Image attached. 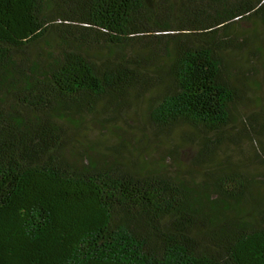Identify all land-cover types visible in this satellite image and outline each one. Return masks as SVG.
<instances>
[{"label": "trees", "instance_id": "obj_1", "mask_svg": "<svg viewBox=\"0 0 264 264\" xmlns=\"http://www.w3.org/2000/svg\"><path fill=\"white\" fill-rule=\"evenodd\" d=\"M251 22L264 0H0V264H264L254 116L257 176L80 138L101 100L150 95V123L203 131V156L244 100L236 57H264Z\"/></svg>", "mask_w": 264, "mask_h": 264}, {"label": "rangeland", "instance_id": "obj_2", "mask_svg": "<svg viewBox=\"0 0 264 264\" xmlns=\"http://www.w3.org/2000/svg\"><path fill=\"white\" fill-rule=\"evenodd\" d=\"M242 24L248 33L264 40V28L259 23ZM239 69L248 76L244 100L232 110L229 127L211 133V143L201 157L200 137L206 133L185 124L173 130H158L148 117L150 95L129 94L127 103L121 106L105 107L106 101L101 100L96 112L84 116L81 122V141L104 152L116 146L124 157H132L128 149L137 147L153 161L174 151L171 156L180 162L184 176L204 177L211 172L219 173L222 168L241 169L249 176L260 175L263 169L258 157L259 144L243 129H249L244 121L252 116L256 126L264 127V57L258 54L253 59L249 55L245 59L236 57L232 71Z\"/></svg>", "mask_w": 264, "mask_h": 264}]
</instances>
